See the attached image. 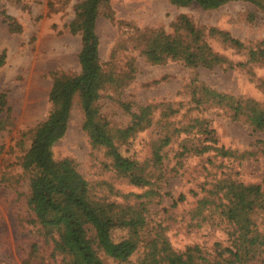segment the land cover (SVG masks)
<instances>
[{
    "label": "rangeland",
    "instance_id": "374dc122",
    "mask_svg": "<svg viewBox=\"0 0 264 264\" xmlns=\"http://www.w3.org/2000/svg\"><path fill=\"white\" fill-rule=\"evenodd\" d=\"M81 1L0 0V54L6 53L5 64L0 68V93L6 94L10 108L8 114L0 113V121H4L0 130V264H68L69 261L68 257L53 253L52 242L46 241L38 228L29 223L28 179L20 167V159L30 143L28 131L51 110L48 94L53 75L80 71V35L71 34L68 24L74 17V6ZM2 10L21 25L20 33L9 32ZM180 15L188 16L197 28L213 27L230 33L243 42L246 50L238 52L208 36L213 50L226 56L232 66L189 68L171 59L151 64L141 53L142 36L159 30L171 34V24ZM96 33L104 69L112 68L116 74H123L132 62L135 70L125 85L108 88L100 94L99 113L111 127L128 126L130 114L124 110V103L132 104L133 110L148 104H170L178 110L170 118V129L162 127L161 108H158L149 128L119 145L123 156L137 161L156 176L151 188L160 196L147 206L149 233L162 229L175 252L197 247L201 256L215 259L220 251L233 248V237L228 234L232 228L222 223L217 214L209 215V210L206 221L199 227L191 226L195 220L189 211L198 199L217 201L220 194L216 184L222 179L258 184L264 191V131L253 130L241 118L234 119L227 108H197L191 101V87L196 81L220 93L264 101V63L236 65L246 62L248 48L255 49L264 41V12L242 1L203 10L197 4L177 7L168 0H110L107 6L100 7ZM195 118L206 121L210 133L205 136L198 127H193L188 134H175L171 143L159 151L158 158L155 152L167 130L187 126ZM82 121L76 101L67 131L53 147L54 158L71 159L89 183L95 199L123 205L134 203L131 195L143 194L150 186L135 187L119 176L104 149L90 144L82 130ZM208 136L215 139L217 147L233 151L235 156L222 157L214 151L180 155L183 146L209 144ZM180 195L184 196L181 202L177 200ZM77 217L92 249L104 264H140L142 247L126 262L111 259L98 246L92 226L80 213ZM263 217L264 214L257 216L259 225ZM124 237L125 230L112 231L114 241ZM33 243L38 248L34 254ZM246 264H264V253Z\"/></svg>",
    "mask_w": 264,
    "mask_h": 264
},
{
    "label": "trees",
    "instance_id": "16d2710c",
    "mask_svg": "<svg viewBox=\"0 0 264 264\" xmlns=\"http://www.w3.org/2000/svg\"><path fill=\"white\" fill-rule=\"evenodd\" d=\"M109 1L83 0L74 6V17L68 28L71 34L80 35V71L72 75H53L48 94L51 110L42 122L27 133L30 143L20 159V167L28 179L26 205L31 216L29 223L38 228L39 234L46 241L52 242L53 253L69 258L68 264H104L87 240L77 213L92 226L98 246L105 255L119 262H126L140 247L143 248L140 264H246L254 260L260 253H264V217L261 225L257 223V216L264 214V191L258 184L222 179L216 184L220 194L217 201L198 199L196 206L189 211L191 219L195 220L191 226L199 227L206 221L209 210V215L217 214L222 223L232 228L228 234L233 237V248L220 251L215 259L201 256L197 247L175 252L162 229H154V233H149L147 206L155 197L160 196L157 190L151 188L154 184L152 179L156 176L137 161L123 156L119 145L137 132L149 128L158 108H161L159 117L162 127L170 129V118L178 110L170 104L141 105L133 110L132 104L124 103V110L130 114V122L125 128L111 127L100 115L97 103L101 92L125 85L130 80V74L135 71L130 62L126 72L116 74L112 68L104 69L100 61L96 22L100 7L107 6ZM237 1L251 3L264 12V0H168L177 7L197 4L203 10L218 9ZM1 15L10 33L21 32V25L13 17L4 10ZM171 27V34L159 30L142 36L144 45L141 53L151 64H162L171 59L181 61L189 68L213 69L225 64L232 66L226 56L213 50L207 41L208 36L238 52L246 50L243 42L230 33L213 27L197 28L186 15L178 16ZM5 59L6 53L3 51L0 54V68L4 66ZM253 63H264V41L255 49L248 48L246 62L236 65L243 67ZM192 84L191 101L197 108H227L234 119L241 118L253 130L264 131V101L220 93L196 81ZM76 101L83 116L82 130L90 144L104 149L113 170L131 185L141 188L150 186L143 194L131 195L135 199L134 203L123 205L95 199L89 183L75 163L69 158H54L53 147L65 135ZM2 112H10L4 92L0 93ZM3 123L0 121V130ZM193 127H198L205 136L210 133L207 122L198 118L187 126L167 130L155 152L158 158L159 151L171 143L173 135L182 132L188 134ZM206 140L210 143L183 146L180 155H202L214 151L222 157L235 156L233 151L217 147L215 139L208 136ZM177 200L183 201L184 196L180 195ZM115 229L125 230L126 237L114 241L112 231ZM37 251V245L33 243L31 253Z\"/></svg>",
    "mask_w": 264,
    "mask_h": 264
}]
</instances>
